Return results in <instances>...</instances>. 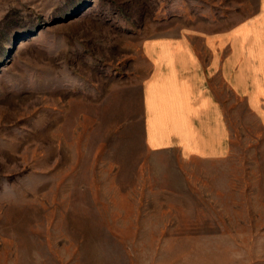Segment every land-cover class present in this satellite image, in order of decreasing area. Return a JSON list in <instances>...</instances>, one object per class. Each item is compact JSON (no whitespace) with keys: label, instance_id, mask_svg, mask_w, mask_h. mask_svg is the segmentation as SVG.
I'll list each match as a JSON object with an SVG mask.
<instances>
[{"label":"rangeland","instance_id":"1","mask_svg":"<svg viewBox=\"0 0 264 264\" xmlns=\"http://www.w3.org/2000/svg\"><path fill=\"white\" fill-rule=\"evenodd\" d=\"M256 7L0 0V264H264V126L247 103L220 91L218 160L150 151L142 106L166 41Z\"/></svg>","mask_w":264,"mask_h":264},{"label":"crops","instance_id":"2","mask_svg":"<svg viewBox=\"0 0 264 264\" xmlns=\"http://www.w3.org/2000/svg\"><path fill=\"white\" fill-rule=\"evenodd\" d=\"M195 30L166 41L143 79L145 142L152 152L218 160L233 138L223 88L264 126V0L236 23Z\"/></svg>","mask_w":264,"mask_h":264}]
</instances>
